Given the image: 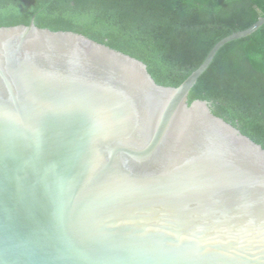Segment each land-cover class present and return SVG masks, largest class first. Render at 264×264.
<instances>
[{
	"label": "water",
	"instance_id": "obj_1",
	"mask_svg": "<svg viewBox=\"0 0 264 264\" xmlns=\"http://www.w3.org/2000/svg\"><path fill=\"white\" fill-rule=\"evenodd\" d=\"M83 34L0 27V264H264V148Z\"/></svg>",
	"mask_w": 264,
	"mask_h": 264
},
{
	"label": "trees",
	"instance_id": "obj_2",
	"mask_svg": "<svg viewBox=\"0 0 264 264\" xmlns=\"http://www.w3.org/2000/svg\"><path fill=\"white\" fill-rule=\"evenodd\" d=\"M264 16V0H0V27L68 30L135 57L176 87L216 42ZM264 148V24L225 43L188 94Z\"/></svg>",
	"mask_w": 264,
	"mask_h": 264
}]
</instances>
